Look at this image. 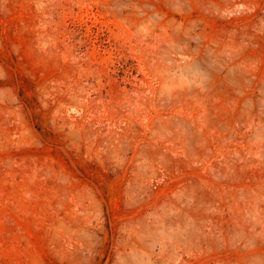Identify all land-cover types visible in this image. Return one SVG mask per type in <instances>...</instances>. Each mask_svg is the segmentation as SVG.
<instances>
[{"label": "rangeland", "instance_id": "obj_1", "mask_svg": "<svg viewBox=\"0 0 264 264\" xmlns=\"http://www.w3.org/2000/svg\"><path fill=\"white\" fill-rule=\"evenodd\" d=\"M0 264H264V0H0Z\"/></svg>", "mask_w": 264, "mask_h": 264}]
</instances>
